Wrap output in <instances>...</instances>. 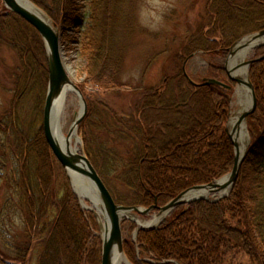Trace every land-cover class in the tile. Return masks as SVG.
<instances>
[{
	"label": "trees",
	"instance_id": "1",
	"mask_svg": "<svg viewBox=\"0 0 264 264\" xmlns=\"http://www.w3.org/2000/svg\"><path fill=\"white\" fill-rule=\"evenodd\" d=\"M31 1L63 32L81 29L87 80L96 88L115 87L125 37L134 26L127 6L132 0H91L88 15L80 13V0ZM208 16V29L201 27L188 39L178 71L166 77L164 88L143 90L132 113L119 117L112 112V120H106L100 113L102 103L95 104L79 85L88 102L79 133L86 154L118 204L162 207L234 167V145L226 124L236 83L222 66L236 40L264 29V0H212ZM0 42L18 52L21 64L13 73L15 99L7 115L0 117V234L15 254H5L6 259L27 264L36 253L37 264H101L96 217L82 208L43 127L29 131L22 122L23 100L32 96L37 108L47 92L45 43L35 27L2 0ZM196 51L222 58L221 65L211 64L208 77L230 89L191 83L183 64L186 55ZM254 52L253 59L264 56V46ZM249 70L257 107L248 117L251 146L231 193L218 201L198 199L178 205L157 228L140 230L136 242L126 238L124 249L134 264H243L237 260L242 254L249 257L247 264H264V58L255 60ZM94 128L117 129L123 140L132 143L128 170L121 177L129 190L124 197L116 195L103 175L105 168L111 171L113 158L105 154ZM12 212L23 219V235L12 234ZM130 223L134 230L136 224ZM6 233L13 242L7 241Z\"/></svg>",
	"mask_w": 264,
	"mask_h": 264
},
{
	"label": "rangeland",
	"instance_id": "2",
	"mask_svg": "<svg viewBox=\"0 0 264 264\" xmlns=\"http://www.w3.org/2000/svg\"><path fill=\"white\" fill-rule=\"evenodd\" d=\"M90 1L91 0L78 1L77 5L82 15H88L90 10ZM211 1L212 0H132L131 4L128 3L127 6H130V14L133 16L134 26L129 28V35L127 34L125 37L122 72L117 85L113 88H96L90 79L87 80V62L82 51V44L80 43V39L82 38L80 37L81 29L75 28L72 31L68 30L67 32H63L60 27L57 26L61 35L65 38L62 41V55L66 66L71 72L72 79L76 84H78V86L80 84L84 85L85 93L92 97L95 104L102 103L100 113H105L106 120H112V112L119 117L132 113L143 90L146 88H164L166 77L178 71L177 69L181 64V54L184 52L188 39L192 35L196 34L201 27H204L205 30L208 29L211 22V19L208 16ZM35 5L39 7L37 4ZM42 10L54 23L49 14L44 9ZM254 32L243 35L229 47V54L226 58L225 64L222 66L224 69L230 52L235 48V44L242 38ZM254 49L248 56V60L257 56ZM212 63L221 65L222 58L220 56L213 57L212 54L204 51H196L189 56L186 55L183 65L187 74L198 83L203 81L204 78H210L208 77V72ZM20 65V56L18 52L9 45L0 42V117L7 115V112L15 99L16 91L14 90L13 85V73ZM249 67L248 73L250 78ZM238 86L239 85L236 83L232 90L230 113L226 128L229 125L231 114L238 108ZM46 94L47 92L44 93L42 103H40L37 108H35L36 105L33 104L34 98L32 96L26 99V101L23 100L24 108L22 109V122L23 125L29 129V131L43 126ZM80 111V99L75 92H68L67 101L61 113L63 132L66 134L68 133ZM245 124L248 132L249 150L251 146V136L248 127V118ZM116 130L113 129L112 132H110L94 128V130L92 129V133L95 137H98V141H100L105 154L113 158L111 171H107V168H105L103 175L108 181V185L114 189V192H116V195L118 197H124L129 193V190L122 181L121 177L128 170L127 159L131 155L132 143L131 141L123 140L120 137V133ZM77 136L81 140L78 144V152L86 154L85 142L79 133V128ZM68 178L71 183L69 175ZM219 196L220 195L218 193H211L208 197L213 201ZM5 198L6 197L3 196V199ZM78 198L82 208L87 212L92 211L96 217L98 221V232H96V235L100 236L102 239V232L105 224L104 216L99 217L97 212L91 209L94 205L91 200L83 199L81 197ZM139 207L147 209L144 206ZM129 213L137 216V218L145 223L144 225L156 219L157 221L152 228H157L165 219V217L163 218V216L159 215V211L157 209L148 214H142L135 211ZM11 214L12 220L10 221L9 227L12 234L14 236L23 235L24 222L22 217L18 213L12 212ZM125 219L127 220L126 222ZM130 222H134L136 224V228L134 230L131 229ZM138 226V223L133 221L131 218L123 217L122 230L124 243L128 237L133 238L136 242L137 236H135V231ZM6 237L8 238L7 241H14L12 240L14 239L12 235L9 236V234L6 233ZM6 244L7 242L4 241L3 236L0 234V264H15V261L6 259L5 254H11L12 256L15 255L9 250V247ZM124 254L127 259L134 264L129 259L125 249ZM237 260L243 264H247L248 261H250L249 257L245 254L239 256ZM27 264H37L36 253L32 254Z\"/></svg>",
	"mask_w": 264,
	"mask_h": 264
},
{
	"label": "water",
	"instance_id": "3",
	"mask_svg": "<svg viewBox=\"0 0 264 264\" xmlns=\"http://www.w3.org/2000/svg\"><path fill=\"white\" fill-rule=\"evenodd\" d=\"M28 1L32 5L36 6L32 1L30 0ZM2 2L7 9L18 14L23 19H25L29 24L35 27V29L39 32L45 43L46 52H47V61L49 67V81H48V88H47L44 113H43V126H42L43 132L51 150L53 151L56 158L63 165L68 175H69V170H72L80 174V176L82 175L88 177L97 186L99 190L100 201L103 205L105 212V216H104L105 230L102 232L101 264H116V256L124 254L122 219L123 217L130 218L127 215V213L135 211L142 214H148L153 210L157 209L159 211V215L163 216L164 218L178 205L190 203L198 199L210 200L208 196L187 197L192 191L201 190V189H209L211 193L217 194L222 189L230 186V190L226 195L219 196L213 201H218L221 198L228 196V194L231 192L238 179L240 168L247 154V151L246 153L241 154L239 143L236 140V138L233 136V134L230 132L229 126H227V132L235 148L234 167L229 174L207 184L195 185L187 189L186 191L182 192L175 199H173L168 204L162 207L154 205L150 208L144 209L139 206H126V205L118 204L115 201L110 189L108 188L102 177L100 176L98 170L95 168L94 164L90 160V158L86 154L78 152V150L70 151L68 149L67 151H64L55 138L54 135L55 105L56 102L62 97V95L64 94V92L68 87L72 88V91L76 93L81 103V111L78 114L75 121L73 122V124L71 125L67 133L68 137H71L74 133L76 134L78 133V128L88 113V102L84 94L82 93L80 87L78 86V84H76L72 79L71 72L69 71L68 67L64 62L62 55V35L60 30L58 29L57 25L54 24L48 16H41L40 14L36 13L29 7L22 5L20 2H18V0H2ZM245 38H248L252 43H254L256 45L255 48L264 46V29L254 32L242 38L241 40ZM240 41H238L235 44V47L239 44ZM233 54H234V50L230 52L225 69L230 80L236 82L239 85L241 83V79L233 74L234 73L233 70H230L228 68L229 59ZM263 58L264 56L259 57L255 60H260ZM255 60L254 59L248 60L246 62L247 67H249ZM186 75L187 77H189L187 73ZM189 79L191 83L196 86L217 85L227 89L231 88V86L216 78H204L202 83H197L194 80H192L190 77ZM247 86L250 88L252 92L253 102L250 108L247 111H245L240 117L241 123L246 122L249 115L255 111L257 106V97H256L254 85L251 82L250 78L249 81L247 82ZM71 184L74 193L78 197H80L79 194L76 192L72 181ZM132 220L137 222L139 225L135 231V236H137L140 230L154 227V224L156 222V219H154L153 221L149 222L146 225H140V222L138 220L135 219ZM126 264H132V263L127 259Z\"/></svg>",
	"mask_w": 264,
	"mask_h": 264
},
{
	"label": "bare ground",
	"instance_id": "4",
	"mask_svg": "<svg viewBox=\"0 0 264 264\" xmlns=\"http://www.w3.org/2000/svg\"><path fill=\"white\" fill-rule=\"evenodd\" d=\"M22 5H25L40 14L41 16H47L43 10L32 5L28 0H18ZM255 44L252 43L248 38H245L239 42V44L233 49L234 54L231 56L228 62V68L234 71V75L241 79V83L237 89V105L238 108L233 111L229 119V130L236 138L239 143L241 154L246 153L249 147V139L246 130L245 122H240V117L242 114L247 111L252 105L253 98L252 92L250 88L247 86V82L249 81V73L246 62L248 61V56L251 51L255 48ZM72 91L71 87H68L62 97L56 102L54 109V117H55V126H54V135L62 147L64 151L68 149L70 151H77L78 144L80 140L76 133H74L71 137L63 132L62 124H61V113L65 107L67 101L68 92ZM70 179L73 183V186L79 196L83 199L91 200L94 205L91 209L97 212L99 217L105 216L103 205L100 201V193L97 186L85 176H80V174L75 171L69 170ZM230 190V186L222 189L218 194L220 196L226 195ZM211 192L209 189H201L192 191L187 197H195V196H209ZM89 207V206H88ZM90 208V207H89ZM127 215L135 220L140 222V225H144L145 223L137 218V216L132 215L131 213H127ZM157 221V220H156ZM105 229H103L104 231ZM127 262V257L125 254L116 256V264H123Z\"/></svg>",
	"mask_w": 264,
	"mask_h": 264
}]
</instances>
